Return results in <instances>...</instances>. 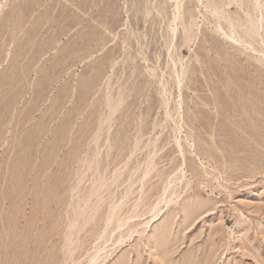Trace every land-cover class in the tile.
Wrapping results in <instances>:
<instances>
[{"label": "rangeland", "instance_id": "374dc122", "mask_svg": "<svg viewBox=\"0 0 264 264\" xmlns=\"http://www.w3.org/2000/svg\"><path fill=\"white\" fill-rule=\"evenodd\" d=\"M0 264H264V0H0Z\"/></svg>", "mask_w": 264, "mask_h": 264}, {"label": "bare ground", "instance_id": "6f19581e", "mask_svg": "<svg viewBox=\"0 0 264 264\" xmlns=\"http://www.w3.org/2000/svg\"><path fill=\"white\" fill-rule=\"evenodd\" d=\"M165 190V189H164ZM162 191V190H161ZM162 194H164V191H163V193ZM162 196V195H161ZM161 198V197H160ZM157 201V200H156ZM167 202H170V200H168ZM155 214H156V212H155ZM154 215V214H153ZM155 216V215H154ZM93 260V259H92Z\"/></svg>", "mask_w": 264, "mask_h": 264}]
</instances>
